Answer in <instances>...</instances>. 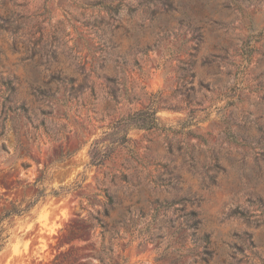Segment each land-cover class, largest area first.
<instances>
[{
    "label": "rangeland",
    "instance_id": "obj_1",
    "mask_svg": "<svg viewBox=\"0 0 264 264\" xmlns=\"http://www.w3.org/2000/svg\"><path fill=\"white\" fill-rule=\"evenodd\" d=\"M153 101L165 129L91 166L92 141ZM76 183L5 221L0 264H50L78 212L107 224L78 263L128 230L127 264H264V0H0V214Z\"/></svg>",
    "mask_w": 264,
    "mask_h": 264
},
{
    "label": "trees",
    "instance_id": "obj_2",
    "mask_svg": "<svg viewBox=\"0 0 264 264\" xmlns=\"http://www.w3.org/2000/svg\"><path fill=\"white\" fill-rule=\"evenodd\" d=\"M102 6L110 15L114 14L117 16L120 12V4L112 6L110 3H106L102 4ZM39 93L49 96L46 91H39ZM157 113V101H153L147 107L120 117L118 120L114 121V123H112L108 128L109 131L103 132L100 137L92 141L88 150L89 164L91 166H102L113 153L115 146L128 143V131L131 129H165L160 125ZM68 156L69 155L67 154V157ZM63 157L66 156L61 154L58 160H61ZM45 176L46 169L40 172V176L35 180L34 186L41 185L45 179ZM80 187V184L76 183L70 187H60L59 190H52L50 193H46L45 189L40 187L36 189L34 198L24 207L11 205L9 209L3 210V212L0 214V251L4 248L8 238L7 226L5 225L6 220L10 219L11 217H20L28 214L41 199H44L48 196L60 197L64 194H69L71 191L77 190ZM102 197L104 199L105 205L109 208L112 207V198L106 193ZM170 206H165V208ZM80 207L82 211L85 209L81 204ZM109 210L110 209H105L103 211L104 217L109 216ZM98 215L99 213H89L88 216H81V212H78L76 214V221L72 224H69L64 229H61L62 239L60 240L59 245L61 250L57 255L54 256L50 264L78 263V259L72 257V253L75 251V243L82 241L85 238L86 240H89L92 237V231L95 228L105 229L107 226V224L102 222ZM187 218L192 219V222L187 224V228L191 230H197L199 227V221L196 218V213L194 211H190L187 213ZM127 233L128 230H124L123 234H120L116 231L113 232L109 237L108 249L104 257H102L99 253L95 255L88 254L87 256L83 257V262L78 264H93L89 261L90 259H98L99 264H127V259L122 253H117V255H114V247H119L118 242L124 240V235ZM127 244L128 243H125L123 248H125ZM99 249V251H102L101 248ZM180 258V255L177 258H169V264H179Z\"/></svg>",
    "mask_w": 264,
    "mask_h": 264
}]
</instances>
